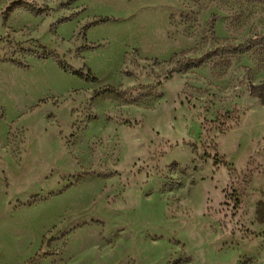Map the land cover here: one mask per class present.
Instances as JSON below:
<instances>
[{"label": "rangeland", "instance_id": "374dc122", "mask_svg": "<svg viewBox=\"0 0 264 264\" xmlns=\"http://www.w3.org/2000/svg\"><path fill=\"white\" fill-rule=\"evenodd\" d=\"M26 1L0 0V264H264V0Z\"/></svg>", "mask_w": 264, "mask_h": 264}, {"label": "trees", "instance_id": "16d2710c", "mask_svg": "<svg viewBox=\"0 0 264 264\" xmlns=\"http://www.w3.org/2000/svg\"><path fill=\"white\" fill-rule=\"evenodd\" d=\"M25 2H27V1L26 0H21V3H23L24 6H26L25 8L27 10L32 11V12H36L37 11V7L36 6H34L32 4H29V2H27V3H25ZM15 5L18 6V4H16V3L14 5H10L11 8L8 10V12H11L12 10L16 9ZM23 5H19V6H23ZM38 10H40L38 12L42 11L41 9H38ZM106 21H107V19H102L101 21H99V23H103V22H106ZM61 67H63V66H61ZM181 71H182V69L177 70V72H181ZM74 74L79 76V77H81V78H85L86 80H96L94 77H92L91 73H88L86 76L83 73H81V72H75ZM252 90H253V94L255 96L261 98V100L264 102V85L258 86V87H253ZM113 92H115L114 88H110L109 87V88L104 89L103 91L97 92L95 94V97H99L102 94L113 93Z\"/></svg>", "mask_w": 264, "mask_h": 264}]
</instances>
